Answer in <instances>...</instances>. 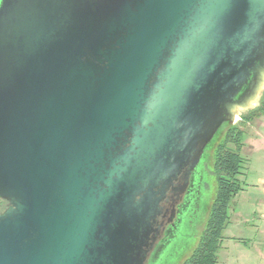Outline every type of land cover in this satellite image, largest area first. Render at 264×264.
<instances>
[{
  "label": "water",
  "instance_id": "1",
  "mask_svg": "<svg viewBox=\"0 0 264 264\" xmlns=\"http://www.w3.org/2000/svg\"><path fill=\"white\" fill-rule=\"evenodd\" d=\"M263 98L264 0H0V264H185Z\"/></svg>",
  "mask_w": 264,
  "mask_h": 264
},
{
  "label": "rangeland",
  "instance_id": "2",
  "mask_svg": "<svg viewBox=\"0 0 264 264\" xmlns=\"http://www.w3.org/2000/svg\"><path fill=\"white\" fill-rule=\"evenodd\" d=\"M243 126H241L242 129ZM244 161L238 179L243 182L244 190L239 192L231 201L229 206V222L222 233V246L218 251V264H264L259 253L261 237L259 230L264 225V220L258 212L259 202L262 199L259 189L255 186V173L251 165L250 158H246L241 152ZM251 169V170H249ZM209 173V187L207 195L214 198L216 194V177L213 174V166L207 168ZM248 185V186H247ZM261 188V187H259ZM206 225L199 224L192 231L184 227V233H193L198 241L206 231ZM196 241L194 240V243ZM181 241L173 243L163 254L161 262L168 258H173L172 264H179L183 258L173 256L176 247Z\"/></svg>",
  "mask_w": 264,
  "mask_h": 264
},
{
  "label": "trees",
  "instance_id": "3",
  "mask_svg": "<svg viewBox=\"0 0 264 264\" xmlns=\"http://www.w3.org/2000/svg\"><path fill=\"white\" fill-rule=\"evenodd\" d=\"M264 115V98L260 107L243 118L242 124ZM243 131L228 129L223 142L215 154L213 174L217 181V194L212 206L210 218L199 247L185 264H218V251L222 246V233L229 221V206L232 199L241 190L243 157Z\"/></svg>",
  "mask_w": 264,
  "mask_h": 264
},
{
  "label": "crops",
  "instance_id": "4",
  "mask_svg": "<svg viewBox=\"0 0 264 264\" xmlns=\"http://www.w3.org/2000/svg\"><path fill=\"white\" fill-rule=\"evenodd\" d=\"M241 130L243 131L242 153H245L246 158H250L249 160L253 166L252 170L255 173L254 177L256 180L255 184L251 183L249 186H247L253 187L256 185L255 188L259 189L262 199L259 202L258 212L264 220V115L254 119L253 121L243 124ZM243 190V182H241V190L239 192ZM259 234L261 237L259 253L261 255V260L264 263V225L259 230Z\"/></svg>",
  "mask_w": 264,
  "mask_h": 264
},
{
  "label": "flooded vegetation",
  "instance_id": "5",
  "mask_svg": "<svg viewBox=\"0 0 264 264\" xmlns=\"http://www.w3.org/2000/svg\"><path fill=\"white\" fill-rule=\"evenodd\" d=\"M199 189H201V186L199 184L194 187V189H193V191H194L193 201H196V202L199 201V197L197 195V194H199ZM7 208H8V202L3 200V199H0V214L3 213Z\"/></svg>",
  "mask_w": 264,
  "mask_h": 264
}]
</instances>
